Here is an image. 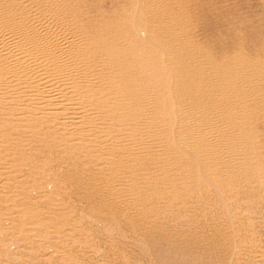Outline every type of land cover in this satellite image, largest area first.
Masks as SVG:
<instances>
[{
  "label": "bare ground",
  "instance_id": "6f19581e",
  "mask_svg": "<svg viewBox=\"0 0 264 264\" xmlns=\"http://www.w3.org/2000/svg\"><path fill=\"white\" fill-rule=\"evenodd\" d=\"M173 4L119 1L115 16L55 0L36 16L2 0L0 193L13 199L0 200V264H86L88 253L129 264L119 252L129 244L136 264L241 263L247 214L237 205L264 174L241 135L248 104L264 109L260 75L198 55ZM37 170L93 219H72L61 199L70 231L28 212L45 201L26 190ZM24 240L42 259L22 258Z\"/></svg>",
  "mask_w": 264,
  "mask_h": 264
},
{
  "label": "rangeland",
  "instance_id": "374dc122",
  "mask_svg": "<svg viewBox=\"0 0 264 264\" xmlns=\"http://www.w3.org/2000/svg\"><path fill=\"white\" fill-rule=\"evenodd\" d=\"M8 1L27 4L29 8L36 11V16H39L42 13L47 12L49 10V3L55 0ZM66 1L74 6L82 7L85 10H95L105 15L116 16L119 13L118 9L117 7H111V5L113 3H118L119 1L124 3L129 0ZM1 4L2 0H0V8ZM172 10L178 16L176 23L186 26V37L191 41V46L198 55L206 56V59L214 65L227 64L228 66H234L236 62H240L250 66L256 73H258L260 75V84L263 90L256 94L261 95L264 101V0H174ZM135 14L137 15L138 12L136 11ZM248 106V117L245 123L242 124L243 128L241 135L246 137V139L247 137L249 138V142L247 139L248 144L246 145L249 150H251L253 157L257 161L262 172L264 166V109L256 103H249ZM1 166H3V164L0 162V167ZM12 170L16 176H26L19 167H15ZM39 172L41 171L37 170L31 172L30 183L26 190L27 192L34 193L33 196H42L45 201L43 202L42 207L35 210L31 209L28 212L37 213L40 215V218L43 217L44 214L49 213L55 218L54 223L50 226L51 229L57 227L65 231H70V225H67L62 218V210H57L56 207V204L60 203L61 199L72 219H79V217L84 221L93 219V217L90 216L89 218L88 214L84 213L82 207L85 203L83 204L79 202L78 199L74 197L63 199L59 193H50V188L47 190V179L57 178L56 175H49V171H46L45 173L42 172L40 175ZM262 176H264V174H259L252 178L254 181L250 184L251 189L245 191L241 199L243 204L240 202L241 205H237V212H241L243 216L247 214V218L245 217L244 219V226H247L246 231L248 232H245L247 233L246 235L244 233L245 237L242 240L243 249L242 247L241 249L245 252L240 251L242 252V261L240 260V264H246L245 260L247 261L248 259L247 264L249 262L250 264H264V178ZM249 195L252 197L253 202L246 199L250 198ZM25 196L28 195L18 194L17 197L22 198ZM12 199V197L10 198V196H7L6 194H3L0 198V200H3L6 205L12 203ZM248 204H251L253 208H249ZM218 208L217 205V208H215L218 215L217 219L225 223L221 214H218ZM258 210L262 211L263 215L256 213ZM7 212L9 211L0 210V218L4 217ZM255 213L258 216H256ZM250 220H253L252 225H249L248 223ZM2 221H4V218ZM239 230L241 232V228H239ZM251 238H254L255 240H252ZM252 241L255 242L252 243ZM22 244L23 246L27 245L25 246L27 248L21 247L25 253L22 256L24 260L28 259L30 255H32L30 256L32 261L36 262L38 258L42 259V255L41 257L38 254L34 255L36 254L34 253V250L39 248L37 246L34 247V245H36L35 242H33L32 247L28 240H24ZM102 244H104V241H102ZM232 246V250H235L234 245ZM253 251L255 252L253 253ZM119 252L126 254V257L128 254V260L125 263L129 264H136V262L140 260L139 257H141L140 252L133 246V244H129L127 247H120ZM255 253L256 255H254ZM86 255L89 256L86 264H103L100 259H91L90 253ZM251 255L253 257H251ZM73 257L76 261L81 260L79 251L75 253ZM2 259H4V257ZM4 263H7V261L5 260ZM19 264H22V262ZM54 264L61 263L57 261Z\"/></svg>",
  "mask_w": 264,
  "mask_h": 264
}]
</instances>
